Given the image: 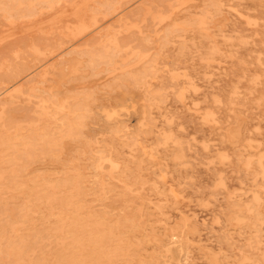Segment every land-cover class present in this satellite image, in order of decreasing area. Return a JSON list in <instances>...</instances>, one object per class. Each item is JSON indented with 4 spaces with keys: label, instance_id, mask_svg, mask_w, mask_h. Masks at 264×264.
I'll use <instances>...</instances> for the list:
<instances>
[{
    "label": "rangeland",
    "instance_id": "374dc122",
    "mask_svg": "<svg viewBox=\"0 0 264 264\" xmlns=\"http://www.w3.org/2000/svg\"><path fill=\"white\" fill-rule=\"evenodd\" d=\"M96 1L0 0V264H264V0Z\"/></svg>",
    "mask_w": 264,
    "mask_h": 264
},
{
    "label": "bare ground",
    "instance_id": "6f19581e",
    "mask_svg": "<svg viewBox=\"0 0 264 264\" xmlns=\"http://www.w3.org/2000/svg\"><path fill=\"white\" fill-rule=\"evenodd\" d=\"M46 1H48V0H46ZM71 2H70V4L68 5V9H67V11H69V13H72L71 15H73V18L72 19H70L72 22H73V24H68L67 25V33H68V35H70V37H71V39L70 40H74L76 37H78L80 34H82V33H84V32H86L90 27H91V25H96L97 23H98V21H99V16H98V14H97V12H98V5H99V3H98V1H96V0H90V1H88V0H70ZM104 1V0H103ZM110 1V0H109ZM187 1V0H186ZM186 1H185V3H186ZM189 1V0H188ZM191 2V1H190ZM19 3V2H18ZM29 3V2H28ZM31 4H32V2H30ZM69 3V2H68ZM107 3H108V1H107ZM110 4V3H109ZM109 4H107V5H109ZM17 5H19V4H17ZM16 5V6H17ZM21 5V4H20ZM29 5V4H28ZM52 5V3H50V6ZM54 5V4H53ZM89 7H88V6ZM183 5V4H182ZM60 6V5H59ZM175 6V5H174ZM179 6H181L180 4H179ZM110 7V5L108 6V8ZM112 7H114V6H112ZM169 7V6H168ZM49 8H51V7H49ZM52 8H54V7H52ZM148 8V7H147ZM146 8V9H147ZM169 8H172L171 6L169 7ZM145 9V10H146ZM179 9V8H178ZM214 9V8H213ZM55 10V9H54ZM63 10V9H62ZM212 10V9H211ZM121 11V10H120ZM172 11V10H171ZM175 11V10H174ZM3 12V11H2ZM63 12V11H62ZM109 11H106V13H108ZM173 12V11H172ZM24 12H22V14H20L21 16H24V14H23ZM61 13V12H60ZM68 13V14H69ZM147 13H148V11H147ZM215 13V12H214ZM31 14L32 13H29L28 14V16H31ZM55 14V13H54ZM68 14H66V15H68ZM104 14L105 13H103L102 15L104 16ZM158 14V13H157ZM172 14V13H171ZM33 15V14H32ZM65 15V16H66ZM101 15V14H100ZM144 15H145V13H144ZM107 16V15H106ZM151 16H153V15H151ZM162 16H164L163 14H162ZM161 15L159 16V15H157V17L156 18H158V20L161 22V17H162ZM41 17V16H40ZM66 17H68V16H66ZM169 17H170V15H169ZM168 17V18H169ZM212 17V16H211ZM59 18V17H58ZM106 18V17H105ZM111 18V17H110ZM117 18H118V16H117ZM145 18V17H144ZM143 18V19H144ZM167 18V19H168ZM59 19H61V18H59ZM154 19V18H153ZM17 20V19H16ZM38 21V19H35V21ZM58 20V19H57ZM108 20V19H107ZM119 20H121V19H119ZM155 20V19H154ZM157 20V19H156ZM165 20V19H164ZM31 21V20H30ZM56 21V20H55ZM122 21V20H121ZM120 21V22H121ZM167 21V20H166ZM23 22V21H22ZM21 22V23H22ZM28 22V21H27ZM43 22V21H42ZM51 22H54V21H51ZM105 22V21H104ZM114 22V21H113ZM36 23V22H35ZM34 23V24H35ZM41 23V22H40ZM116 23V22H115ZM126 23V22H125ZM153 23H154V21H153ZM158 23V22H157ZM176 23V22H175ZM177 23H179V22H177ZM14 24V23H13ZM30 24V23H29ZM32 24V23H31ZM37 24H39V22L37 23ZM36 24V25H37ZM102 24V23H101ZM124 24V23H123ZM129 24V23H128ZM28 25V24H27ZM35 25V26H36ZM45 25V24H44ZM126 25V24H125ZM130 25V24H129ZM178 25V24H177ZM33 26V25H32ZM100 26V25H99ZM98 26V27H99ZM179 26V25H178ZM180 26H183V25H180ZM15 27V26H14ZM38 27V26H37ZM51 27V26H50ZM129 27V26H128ZM127 27V28H128ZM13 28V27H12ZM12 28H10V29H12ZM34 28V27H33ZM96 28V27H95ZM116 28V27H115ZM124 28V27H123ZM129 28H131V27H129ZM30 29V28H29ZM29 29H27V30H29ZM36 29V28H35ZM108 29V28H107ZM204 29V28H203ZM41 30V29H40ZM40 30H38V31H40ZM202 30V29H201ZM18 31V30H17ZM42 31V30H41ZM125 31V30H124ZM204 31V30H203ZM10 32V31H9ZM12 32V31H11ZM27 32V31H26ZM126 32V31H125ZM15 32H13V34H14ZM8 34V33H7ZM29 34V33H28ZM11 35H12V33H11ZM114 35V34H113ZM30 36V35H29ZM84 36V35H83ZM3 37V36H2ZM2 37H0V40H1V38ZM111 36H109V38H110ZM115 37V36H114ZM113 37V38H114ZM4 38V37H3ZM6 39V38H5ZM4 39V40H5ZM79 39V38H78ZM106 40H108L109 41V39L108 38H105ZM111 39V38H110ZM116 39V38H115ZM2 41V40H1ZM77 41V40H76ZM3 42V41H2ZM1 42V43H2ZM65 42H67V39H64V40H61V41H59V42H56V44H54V45H49V46H47V47H45L44 49H42V48H32V49H34L36 52H37V55H36V58H35V62H34V64L33 65H38V63H40L41 61H43V60H45L47 57H50V59L52 58V56H55L56 55V52L58 51V50H60L62 47H63V45L65 44ZM110 42V41H109ZM0 43V44H1ZM73 43V42H72ZM75 43V42H74ZM73 43V44H74ZM111 43V42H110ZM113 43V42H112ZM99 44V43H98ZM116 47H118L117 45H115ZM35 47V46H34ZM81 47V46H80ZM79 47V48H80ZM87 47V46H86ZM29 48H30V46H29ZM66 48V47H65ZM68 48V47H67ZM78 48V47H77ZM108 48V47H107ZM106 48V49H107ZM124 48V47H123ZM105 49V50H106ZM64 50V49H63ZM62 50V51H63ZM31 51V50H30ZM61 51V50H60ZM74 57V56H73ZM85 58V57H84ZM49 59V60H50ZM80 59V58H79ZM101 59V58H100ZM87 61V60H86ZM1 62H2V60H1ZM45 62H47V60L45 61ZM74 62V61H73ZM80 62H81V60H80ZM79 62V63H80ZM88 62V61H87ZM78 63V64H79ZM82 63V62H81ZM44 64V63H43ZM42 64V65H43ZM10 65V64H9ZM40 65V64H39ZM39 67V66H38ZM51 67V66H50ZM37 68V67H36ZM72 68V67H71ZM8 69V68H7ZM35 69V68H34ZM56 69V68H55ZM76 69V68H75ZM61 70H62V68H61ZM72 70V69H71ZM70 70V71H71ZM31 71H33V70H31ZM30 71V72H31ZM79 71V70H78ZM62 72H63V70H62ZM65 72V71H64ZM72 72V71H71ZM29 73V72H28ZM68 73V72H67ZM77 73V72H76ZM21 73H20V70H17L15 73H13V74H10L8 77H7V79H16L17 78V76L18 75H20ZM73 74V73H72ZM67 74H65L64 76H66ZM26 76V75H25ZM51 76H53V75H51ZM22 78V77H21ZM40 78V77H39ZM38 78V79H39ZM54 78V77H53ZM104 78V77H103ZM55 79H57V78H55ZM48 80V79H47ZM49 81H51V80H49ZM16 82V81H15ZM14 82V83H15ZM13 83V84H14ZM39 83H40V85L38 84L37 85V83L36 84H32V85H30L29 86V91H31V95H36L35 94V91H39V90H42V91H44L45 93H46V95L45 96H42V95H39V96H41V100H40V102H41V108H42V110H43V112H45L46 113V115H48V116H51V114H52V110L53 109H55L56 107H60V108H69L70 106H69V104L66 102V101H64V100H66V95L67 94H65V92H63V90H61V89H58L56 86H55V81H52L51 83H46V78H45V76H43L40 80H39ZM46 83V84H45ZM59 83V82H58ZM86 84V83H85ZM89 84V83H88ZM75 85H77V84H75ZM59 86V85H58ZM10 87V86H9ZM14 88H18L17 86H15ZM7 89V88H6ZM5 90V89H4ZM3 90V91H4ZM22 93V92H21ZM1 94V93H0ZM8 94V93H7ZM28 94V93H27ZM133 94V93H132ZM11 95H12V93H11ZM8 96H9V94H8ZM69 96V95H68ZM15 98V97H14ZM13 98V99H14ZM20 101V100H19ZM18 101V102H19ZM46 101H48L49 103H46ZM25 102H27V101H25ZM15 103V102H14ZM28 103V102H27ZM91 103H92V101L91 100H88L87 99V101H85L84 103H82L83 105L81 106L80 104L77 106V107H74V112H75V114H74V117H75V119L72 121V122H69L68 123V125H67V127H68V129H67V132H66V136H69V135H72L73 134V130L75 129H81L82 128V126H81V124H82V121H83V119L85 118V117H87V116H89V115H91L92 114V110H93V108H92V106H91ZM37 104V103H36ZM2 106V105H1ZM4 106V105H3ZM37 106V105H36ZM133 106V105H132ZM59 108V109H60ZM80 108H82L83 110L81 111L80 110ZM3 109V108H2ZM54 113V112H53ZM1 114V113H0ZM37 114V113H36ZM101 117V116H100ZM43 120V119H42ZM115 123V122H114ZM136 123V122H135ZM3 124V123H2ZM52 125V124H51ZM2 126V125H1ZM241 128V127H240ZM27 145V144H26ZM26 145H25V147H26ZM34 145V144H33ZM74 145V144H73ZM72 145V146H73ZM29 147V146H28ZM68 148V147H67ZM32 149V148H31ZM34 150V149H33ZM32 151V150H31ZM42 151V150H41ZM45 152V151H44ZM49 157V156H48ZM16 159V158H15ZM39 161V160H38ZM41 161V160H40ZM43 161V160H42ZM44 162V161H43ZM0 178H2L1 176H0ZM118 180V179H117ZM121 182V181H120ZM102 183H103V181H102ZM104 185V184H103ZM51 188H52V186H51ZM9 189V188H8ZM4 190V189H3ZM23 191V190H22ZM10 197H12V196H10ZM13 199V198H12ZM15 199V198H14ZM4 200V199H3ZM137 225V224H136ZM174 238V237H173ZM172 240H174V239H172ZM177 240V239H176ZM82 244V243H81ZM171 244V243H170ZM138 245H139V243H138ZM172 245H174L175 246V244H172ZM132 248V247H131ZM133 248H134V246H133ZM143 248V247H142ZM142 248H140L141 250H142ZM145 249H146V247H144ZM167 248V247H166ZM133 250V249H132ZM135 251H137V250H135ZM143 251V250H142ZM139 252V251H138ZM147 252H148V249H147ZM146 252V253H147ZM134 252L132 251V255H136V254H133ZM140 253V252H139ZM127 253H125V255H126ZM143 254V253H142ZM141 254V256H145V255H142ZM137 256H140V255H138V253H137ZM140 256V257H141ZM125 257V256H124ZM136 257V256H135ZM146 257H147V254H146ZM150 257V256H149ZM148 257V258H149ZM131 258H132V256H131ZM143 258V257H142ZM145 258V257H144ZM123 259V258H122ZM146 259V258H145ZM170 259V258H169ZM113 260V259H112ZM117 260V259H116ZM127 260V259H126ZM129 260H130V258H129ZM135 260V259H134ZM137 260V259H136ZM138 260H140V259H138ZM147 260V259H146ZM124 261V260H123ZM118 262V261H117ZM130 262V261H129ZM142 262V261H141ZM147 262H148V260H147ZM124 263V262H123ZM126 263V262H125ZM133 263V262H132ZM131 262H130V264H132ZM134 263H135V261H134ZM136 263H139V261L138 262H136ZM119 264H121V263H119Z\"/></svg>",
    "mask_w": 264,
    "mask_h": 264
}]
</instances>
